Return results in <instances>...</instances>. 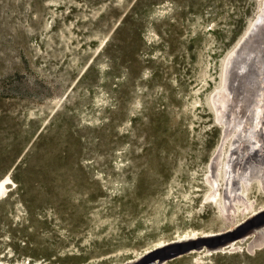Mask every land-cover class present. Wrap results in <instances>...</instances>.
<instances>
[{
    "label": "rangeland",
    "instance_id": "obj_1",
    "mask_svg": "<svg viewBox=\"0 0 264 264\" xmlns=\"http://www.w3.org/2000/svg\"><path fill=\"white\" fill-rule=\"evenodd\" d=\"M263 6L0 0V180L12 179L0 201V264H126L264 210L241 140L234 157L246 178H235L237 197L229 186L225 199L221 172L234 135L252 140V121L237 105L261 83L264 113V77L241 85L243 71L229 70L228 140L216 118L221 98L215 106L211 97ZM218 153L223 189L209 202ZM262 234L233 253L203 250L164 264H264Z\"/></svg>",
    "mask_w": 264,
    "mask_h": 264
},
{
    "label": "bare ground",
    "instance_id": "obj_2",
    "mask_svg": "<svg viewBox=\"0 0 264 264\" xmlns=\"http://www.w3.org/2000/svg\"><path fill=\"white\" fill-rule=\"evenodd\" d=\"M263 3H264V0H263ZM263 8H264V6H263ZM256 21L257 22L255 24L253 23L251 25V27H250L251 30L246 35L244 40H242L236 46V48L230 53V55L226 59V67L227 68L225 71L223 88L217 90L213 95H211L215 106H216V102H217V97L221 98L219 101L220 107H217L215 109V112L217 115V116L216 115L215 116L217 118L218 125H220L222 127V134H223V140L224 141L226 139L228 140V138L230 136H232V133L235 131V130L234 131L232 130L233 132L231 131L230 127H232V126L228 124L229 122L227 119V116H228L227 110L229 107L228 105L230 104L229 102L231 101V98L235 94L232 86L228 84L229 70L231 69L230 70V76L236 75V74L240 73L241 71H243V73L241 75V79H240L241 85H243V84L253 85L254 81H255V78H253V77L256 74L262 75L264 77V47L262 48L263 54L258 55V57L256 56V58H254L252 60L254 55H256V53L259 54V52H260V51L258 52L257 49L258 48L260 49L262 47L261 45L264 44V11H262V16L258 15V18ZM260 84H259V86H260ZM228 85H229V88L226 91V93H224V92L221 93L222 91H225L224 89H226ZM259 86L253 85L252 86L253 88L251 90V93L248 96V99L244 98V99H246V100H243L244 103L241 102V104L237 105V110L239 111V114L241 113L240 115H243V116L245 115V117H248L247 119L250 121V124L252 121V128L250 130L251 135L249 134V136H252V140L251 139L248 140L246 137L247 142L243 141V138H241L242 136L240 135V132H237V131H236L237 132L236 135H234L235 137L232 140L233 146L231 144V147H230L228 154L226 156V162H225V166H224V167H226V169H224V171H221L224 175V179H225L224 182L227 185L225 187L226 189H225V195H224L226 200L229 199L228 198L229 186H231V188H230L231 190L229 192L235 193L236 197H237V195H239L235 191V189L238 186L235 178H240V176L243 178H246V176H245L246 174H244L245 171H243V170H245L246 165H241L242 164L241 161H235V158L237 156L234 157V154L237 155L239 148L241 147V146H239V147H234V146L237 143H240L239 142L240 140H241V144L243 142V146H242L243 149L247 148L249 150V151L247 150L248 153L246 152L248 154V156L246 158V163H247V161L251 160L249 162L250 163L249 164L250 165L249 166V169H250L249 173L250 174L247 176L249 177V179L256 177L262 184V185H260L262 191L264 190V170H263L264 169V113L261 114L262 111H260V113L258 112L259 104H261V102L263 103V101L261 99L262 96L260 93L261 86L260 87ZM220 93L222 94V96H220L221 95ZM223 122L225 124H223ZM242 147H241V149H242ZM242 154H243V152H242ZM212 158L213 159H211L210 163H209V168H210L209 173L207 174V177H206L207 185L210 188V193L207 197V201H209V202L216 201L217 196L222 192V189H223L221 187V184L219 183L220 182L219 181V174L222 175V173H219V168L221 167V155L218 153L215 157H212ZM242 159H244V158H242ZM237 162H238V165H237ZM11 184H12V179L10 176H5L4 178H2L0 180V201L3 200L4 197L6 196L8 190H9V185H11ZM238 197L240 198V196H238ZM262 214H264V210H261L257 214H254L253 216H251L250 218H248L247 220L242 222L240 225H238L235 228H233L229 231H226V232H222V233H218V234H204V235H198L199 233L195 232V233H192L189 235L188 234L184 235V236L180 237L179 239H177L175 241H171L167 244L175 243V242L180 241V240H186L188 238L189 239H195L196 238V239H198V241L205 239L207 237H221L222 239H227L228 236L237 232L238 229L240 227H242L244 224H247L249 221H251L252 219H254V218H256ZM263 231H264V224H262V225L259 224L257 227L256 233L260 235L263 233ZM262 237L264 238V233L262 234ZM248 239H249V234L245 235V237L241 238V240H239L237 243L236 242H226L225 244H223L221 246H217L216 248H214L215 250H213V253H224L227 250H229V251L226 253H233L238 248L239 244L246 243ZM214 241H218V240H210L209 244L210 245L216 244ZM160 246H162V245H160ZM160 246H158V247H160ZM210 250H211V248H208L206 252H212ZM198 251L199 250L192 251L191 253L198 252ZM148 252H150V251H148ZM191 253H189V254H191ZM134 260H136V259H134ZM134 260H132L128 263H131ZM128 263H126V264H128Z\"/></svg>",
    "mask_w": 264,
    "mask_h": 264
},
{
    "label": "water",
    "instance_id": "obj_3",
    "mask_svg": "<svg viewBox=\"0 0 264 264\" xmlns=\"http://www.w3.org/2000/svg\"><path fill=\"white\" fill-rule=\"evenodd\" d=\"M259 224H264V214L252 219L247 224H244L238 229L237 232L228 236L227 239H222L221 237H207L200 241H198V239L196 238L180 240L175 243L166 244L155 248L128 264H164L179 256L189 254L192 251H207L208 248H211L210 251L213 252V250H215L214 248H216L217 246H221L226 242L237 243L247 234H249V237L255 236L257 234L256 230ZM210 240L218 241H214L216 244L210 245Z\"/></svg>",
    "mask_w": 264,
    "mask_h": 264
}]
</instances>
